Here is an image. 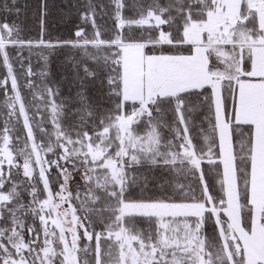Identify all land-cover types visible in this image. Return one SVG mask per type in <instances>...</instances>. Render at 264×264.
Masks as SVG:
<instances>
[{
	"label": "snow or ice",
	"instance_id": "snow-or-ice-1",
	"mask_svg": "<svg viewBox=\"0 0 264 264\" xmlns=\"http://www.w3.org/2000/svg\"><path fill=\"white\" fill-rule=\"evenodd\" d=\"M112 2L102 31L86 0L74 39L0 23V264H264V0ZM59 47L93 62L75 98L31 79Z\"/></svg>",
	"mask_w": 264,
	"mask_h": 264
},
{
	"label": "trees",
	"instance_id": "trees-1",
	"mask_svg": "<svg viewBox=\"0 0 264 264\" xmlns=\"http://www.w3.org/2000/svg\"><path fill=\"white\" fill-rule=\"evenodd\" d=\"M4 2L7 1L4 0L0 3V23H8L10 26L18 27L20 36L25 39L39 40L41 32H43L45 40L74 39V32L78 27H84L88 35L92 34V25L81 18L86 0H9L12 3H6L8 10L1 6ZM93 2L97 5H103V7L98 6L96 8L97 26L102 31H110L114 24V3L112 0H93ZM147 2L148 0H124L123 15L126 18H139V5ZM140 31V29H134L135 33ZM39 51L40 49H32L30 56L31 66L35 73L31 78L33 82L37 86H40L43 82L49 86L58 87L60 97L75 98L77 91L81 88L80 79L84 76L82 64L87 63L89 66H93V62L82 60V53L70 47H59L52 51L44 50L43 55L48 57L47 62L40 55H37ZM10 54L15 56L14 52ZM23 56L26 58L25 65H27V58H29L27 48L24 49ZM44 71L47 72V76L40 75ZM2 74L3 69L0 68V75ZM21 82L23 83V80ZM84 85L91 98L98 103H105L101 99L102 92L99 80L87 78ZM23 94L26 101L31 100L30 90L23 89ZM2 101L3 95L0 94V103ZM205 114V109H198L192 114L190 135L196 139H202L201 126L205 129L208 127L207 123L203 121ZM44 115H47V113H44ZM166 119L171 123L170 116ZM46 127L50 128V125L46 124ZM162 131L163 133L168 132L167 129ZM16 134L21 135V132H16ZM208 167V165H205L206 172H208ZM156 172L157 175L160 174L159 169ZM214 175V173L209 174L210 184L213 182L211 177ZM153 191L159 193L158 188H154ZM139 226L146 227L143 223Z\"/></svg>",
	"mask_w": 264,
	"mask_h": 264
},
{
	"label": "rangeland",
	"instance_id": "rangeland-1",
	"mask_svg": "<svg viewBox=\"0 0 264 264\" xmlns=\"http://www.w3.org/2000/svg\"><path fill=\"white\" fill-rule=\"evenodd\" d=\"M2 1H4V0H0V3L2 2ZM7 2H4V3H2L1 4V6H3L4 7V9H5V6H6V3H12V2H9V0H6ZM14 4V3H13ZM17 126V132H21V136H23V134H24V129H23V127H22V124H17L16 125ZM19 126V127H18ZM45 127H46V125H45ZM47 128V127H46ZM49 130H51V125H50V128H48ZM34 131H35V129H34ZM201 131V130H200ZM22 132H23V134H22ZM37 134V138H39V132H37L36 133ZM163 135L164 136H166V137H168V136H170V133H169V131L168 132H165V133H163Z\"/></svg>",
	"mask_w": 264,
	"mask_h": 264
}]
</instances>
